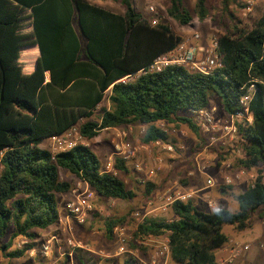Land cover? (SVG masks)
Segmentation results:
<instances>
[{
    "label": "trees",
    "instance_id": "obj_1",
    "mask_svg": "<svg viewBox=\"0 0 264 264\" xmlns=\"http://www.w3.org/2000/svg\"><path fill=\"white\" fill-rule=\"evenodd\" d=\"M116 1L124 15L86 0H0V252L7 259H24L41 244L40 231L59 224L58 196L73 191V184L61 179V171L87 184L100 198H135L119 176L130 174L126 160L116 158L115 173L107 172L90 147L76 145L54 156L42 148L45 141L75 127L91 141L103 131L139 125L146 129L143 144H169L161 123L186 126L202 138L194 112L218 101L225 116L237 114L253 87V123L238 124L237 145L243 168L256 170L257 177L236 196L238 211L210 213L194 200L176 202L172 220L149 218L135 234L137 239L168 237L175 264H219L216 254L230 241L224 228L245 231L252 215L264 208V18L251 30L235 26L236 31L218 39L221 67L213 73L172 66L138 76L183 40L164 23L153 26L135 10V0ZM222 3L226 11L241 5L240 0ZM207 4L208 0H196L195 13L202 21L209 16ZM167 13L182 26L194 20L185 0H170ZM34 46L40 53L37 66L23 74L15 65L16 56ZM128 76L137 77L120 82ZM105 100L109 107L95 121ZM223 187V192L231 189ZM155 188L147 183V194ZM103 223L112 240L125 218L113 216ZM19 240L25 246L17 248ZM76 253L81 260L82 253L91 256L80 249Z\"/></svg>",
    "mask_w": 264,
    "mask_h": 264
},
{
    "label": "rangeland",
    "instance_id": "obj_2",
    "mask_svg": "<svg viewBox=\"0 0 264 264\" xmlns=\"http://www.w3.org/2000/svg\"><path fill=\"white\" fill-rule=\"evenodd\" d=\"M89 3L107 9L112 12H121L124 8L116 0H86ZM223 0H208L209 16L204 21L200 20L195 13L196 0H185L187 9L193 14L194 20L188 26H182L172 19L167 11L170 7V0H135L134 7L138 13L153 20L158 19L159 23L168 25L172 31L182 38L183 41L191 39L194 33L201 36L195 45L199 49L198 58L206 55L207 50L212 49L213 43L222 36L236 31L235 26L242 30H251L255 24L264 18V0H240L239 7L233 6L226 11L223 7ZM149 7L155 9L156 14H150ZM212 108H216L218 117H224L221 105L218 101H213ZM109 107L108 100H105L95 113L94 120L98 121L101 111ZM169 135V144L174 147V153H168L163 148L143 149V130L145 127L139 125L125 126L118 129L106 130L94 140L88 141L76 134L73 142L77 145L90 147L100 158L103 170L107 171L111 163L114 167L115 159L128 157L126 160L130 174L120 173V178L126 183L129 190L135 194L131 201L108 200L94 196L90 201L91 210L87 212V219L79 224L67 218L65 209L66 203L75 199L74 190L80 192L86 190L88 186L79 181L74 176L61 171V179L73 184L71 193L59 195V211L61 220L57 226L49 228L47 231H40L41 244H49V258L45 264L56 262L60 264H84L78 260L77 250L69 246V242H82L89 250L86 264H175L169 254L164 250V244L168 237H135L138 227L147 219H167L174 218L172 207L162 211L165 198L170 194L195 192L194 200L196 206L204 212H214L224 209L230 212L238 211L236 196L247 191L257 177L254 169L243 168L241 160L242 152L238 149L237 137H224L221 133L214 134L216 140H212V134L202 131L198 138L186 126H176L159 124ZM173 141L175 143H173ZM43 148L50 151L52 147ZM161 158V166L156 165V159ZM207 165V175L212 177L216 187L207 188V176L198 172L197 164ZM141 165L142 172L137 170V165ZM227 166H231L228 168ZM244 171L245 175L241 180H235L231 189L226 192L224 179L229 175H236ZM115 173V170L112 171ZM144 181V183H143ZM155 185V190L147 194L146 184ZM92 191L90 188H88ZM93 192V191H92ZM212 202L214 207H210ZM125 218V223L118 225L114 229V237L108 240L105 235L104 220L106 218ZM121 228L125 230L124 250L117 235ZM224 232L229 236V243L223 248L220 255L219 264H264V208L259 209L252 215L250 227L245 231H238L232 226H226ZM40 244V245H41ZM36 247V251L42 250V246ZM250 246L249 251H244L238 257H232V249ZM25 246L24 240L16 242V247ZM58 251L57 257L54 256ZM217 253H220L218 251ZM36 253V256L40 257ZM41 254V253H40ZM35 262L39 263L36 259ZM34 262V261H33ZM0 264H30L26 257L21 260H9L0 252Z\"/></svg>",
    "mask_w": 264,
    "mask_h": 264
},
{
    "label": "built area",
    "instance_id": "obj_3",
    "mask_svg": "<svg viewBox=\"0 0 264 264\" xmlns=\"http://www.w3.org/2000/svg\"><path fill=\"white\" fill-rule=\"evenodd\" d=\"M148 11L150 14H156L155 9L153 7H149ZM159 24L157 18L152 20V25L156 26ZM201 39L200 34L194 33L191 39L186 41H182L173 51L163 54L156 58L153 64L146 70H142L139 74H147V73H160L163 70L172 67H185L191 72H199L202 74H210L213 73L215 70L221 67L220 57L217 52L218 48V41L213 43L212 49L207 50L206 55L203 58L199 59V49L195 45L196 42H199ZM137 76H128L123 78L120 82L126 84L127 82L134 80ZM250 94L243 97L241 103L243 106V110L234 115H226L224 117H218L216 108L210 109H202L199 111H195L194 115L198 119V124L203 132L206 134H212V140H216L214 134L221 133L224 137L235 138L237 137L238 133V124L244 123V121L248 122L249 124L253 123V114L250 109V103L253 98V87L250 88ZM146 129L143 130V135H145ZM79 134L78 127H75L66 133L60 136H54L50 139L51 147H52V154L55 156L60 152H65L77 144L73 142V137ZM144 150H150V148H163V150L167 151L168 153H174V147L171 145H165L163 142H155L152 144L145 145L143 144ZM128 157H124V160H127ZM156 165L159 164L161 166L162 159H156ZM139 172L143 171L142 166L139 164L136 166ZM231 168V166H227ZM198 172L202 175L207 176V188H214L216 187V183L212 177L207 175L208 166L197 164ZM114 171L113 165L110 163L107 168V172ZM245 175L244 171L237 173L236 175H229L226 176L224 179V184L226 186H231L235 180L243 179ZM144 183V181H143ZM87 185V184H86ZM88 186V185H87ZM88 188H90L88 186ZM86 189L82 192L80 190H74L73 194L75 195V199L68 202L65 205V209L68 213L67 218L76 221L79 224H82L87 219V212L90 211L91 205L90 201L94 196V192ZM195 192L189 193H177V194H170L165 198V203L163 205L162 211H166L168 207H172L176 202H188L195 197ZM210 207H214L212 202L209 203ZM116 231L120 232L117 235L119 242L122 245L121 250H124V244L126 243L125 238V230L121 228H117ZM69 246L72 249H83L89 250V248L82 242H69ZM164 250L169 254L170 247H169V240L164 244ZM250 246H241L239 248L232 249V257H238L244 251H249ZM49 251V244H43L42 246V254L44 256L48 255Z\"/></svg>",
    "mask_w": 264,
    "mask_h": 264
},
{
    "label": "crops",
    "instance_id": "obj_4",
    "mask_svg": "<svg viewBox=\"0 0 264 264\" xmlns=\"http://www.w3.org/2000/svg\"><path fill=\"white\" fill-rule=\"evenodd\" d=\"M115 14H118V15H124L125 11H121V12H113ZM75 29L78 33H80V29H79V25L78 23L76 22L75 23ZM30 34V33H29ZM40 57V53H39V48L38 46H34V47H29L28 49H24L23 52L19 53L17 56H16V61H15V65L17 68H20L23 72V74H31L32 72H34L36 66H37V62H38V59ZM50 81V78H49V74L47 73L46 74V82H49ZM46 144V146L48 147H51V142L50 140H47L44 142ZM43 143V144H44ZM43 148V147H42ZM43 149H47V148H43ZM67 204V203H66ZM43 246V244L40 245V247ZM224 249L220 250V253H217L216 256H217V259H219V256L221 255H224V254H221L223 253ZM36 253L39 254L40 257L36 256ZM41 253V254H40ZM54 256L57 257V254H58V251L55 250L54 252ZM37 254V255H38ZM84 258L83 260L80 259V256L79 254L77 253V257H78V260H81L82 263L86 264L87 263V259H89V255H86L85 253H82ZM220 254V255H219ZM42 250L40 251V249L38 251H36V249H34L33 251H31L27 258L30 260V264H45L46 261L49 260V258H45L42 256ZM36 256V259L39 263L35 262L36 260H34ZM10 260V259H9ZM13 261H16V260H13ZM34 261V262H33ZM58 261H60V258H57L56 262H50V264H60V263H57ZM49 264V263H48Z\"/></svg>",
    "mask_w": 264,
    "mask_h": 264
}]
</instances>
